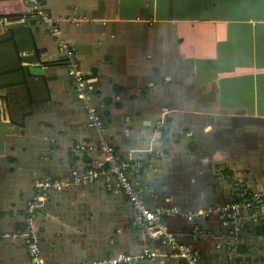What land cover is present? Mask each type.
I'll return each mask as SVG.
<instances>
[{
	"label": "crops",
	"instance_id": "crops-1",
	"mask_svg": "<svg viewBox=\"0 0 264 264\" xmlns=\"http://www.w3.org/2000/svg\"><path fill=\"white\" fill-rule=\"evenodd\" d=\"M42 3L91 88L82 100L41 22L21 0H0V264H29L23 237L37 180H68L99 156L86 149L89 105L117 154L141 161L133 177L145 204L166 209L168 231L199 264H264V0ZM232 175L261 194L256 217L243 211L234 231L217 211L233 196ZM37 202L41 264L145 249L155 254L133 264H186L101 178L49 188Z\"/></svg>",
	"mask_w": 264,
	"mask_h": 264
},
{
	"label": "built area",
	"instance_id": "built-area-1",
	"mask_svg": "<svg viewBox=\"0 0 264 264\" xmlns=\"http://www.w3.org/2000/svg\"><path fill=\"white\" fill-rule=\"evenodd\" d=\"M26 6V12L36 17L42 24L46 33L56 41L57 49L61 52L65 71L73 84L77 95L86 99L89 95L91 84L80 64L73 46L60 37L59 22L45 9L42 0H21ZM88 124L94 129V144L86 146L88 151L95 150L99 156L92 157L86 168L80 172L76 168L70 170L68 180L45 175L35 183L36 195L27 203V221H29L24 233V243L29 264H41L39 232L32 225V215L39 205L37 200H43L49 188H61L68 185H83L93 179L101 178L110 188L112 184L118 186L125 194L136 210V222L143 227L150 238L158 239L170 249L171 259H181L186 264H199V253L192 246L179 243L175 235L168 231L165 222L166 209L162 207H149L145 204L142 195V187L139 179L134 178L135 170L138 171L141 161L120 157L116 149L103 137L105 119L97 107H88ZM84 145L79 143L78 148L83 150ZM218 169H216L217 171ZM233 184V196L217 208L220 221L230 230L242 227V212L252 214L256 212L261 203V194L251 188L242 178L231 176ZM155 252L145 249L137 255L116 254L98 258L83 260L75 264H133L136 260L153 256Z\"/></svg>",
	"mask_w": 264,
	"mask_h": 264
},
{
	"label": "water",
	"instance_id": "water-1",
	"mask_svg": "<svg viewBox=\"0 0 264 264\" xmlns=\"http://www.w3.org/2000/svg\"><path fill=\"white\" fill-rule=\"evenodd\" d=\"M29 70H30V71H39V72H41V68L38 67V66H30V67H29Z\"/></svg>",
	"mask_w": 264,
	"mask_h": 264
}]
</instances>
